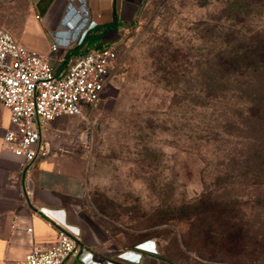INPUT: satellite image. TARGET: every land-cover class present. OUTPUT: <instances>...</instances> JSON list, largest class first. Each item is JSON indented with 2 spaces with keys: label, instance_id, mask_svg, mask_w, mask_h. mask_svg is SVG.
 <instances>
[{
  "label": "rangeland",
  "instance_id": "374dc122",
  "mask_svg": "<svg viewBox=\"0 0 264 264\" xmlns=\"http://www.w3.org/2000/svg\"><path fill=\"white\" fill-rule=\"evenodd\" d=\"M257 33L264 0H150L116 42L90 124L69 122L104 228L172 264H264V150L239 124L248 100L229 65Z\"/></svg>",
  "mask_w": 264,
  "mask_h": 264
},
{
  "label": "crops",
  "instance_id": "0c3cea01",
  "mask_svg": "<svg viewBox=\"0 0 264 264\" xmlns=\"http://www.w3.org/2000/svg\"><path fill=\"white\" fill-rule=\"evenodd\" d=\"M149 1L0 0V28L43 57L57 42L60 47L51 63L60 74L69 62L105 46L98 44L119 42L137 25ZM91 22L97 26L83 38ZM103 29L109 31L99 37ZM77 119L82 120L65 116L49 123L36 161L25 168L24 159L4 142L11 114L0 102V264H24L34 245L51 246L62 229L79 231L82 246L64 264H172L154 252L159 249L152 240H124L88 210L85 160L74 141L79 131L69 126Z\"/></svg>",
  "mask_w": 264,
  "mask_h": 264
},
{
  "label": "built area",
  "instance_id": "2783aa9c",
  "mask_svg": "<svg viewBox=\"0 0 264 264\" xmlns=\"http://www.w3.org/2000/svg\"><path fill=\"white\" fill-rule=\"evenodd\" d=\"M89 26L92 29L97 24L91 22ZM86 33L85 30L83 38ZM59 47L57 42L52 44L49 56L43 57L0 28V102L11 114V128L4 142L12 153L24 159L25 168L36 161L49 123L65 116L89 123L86 114L101 102L120 57L117 44L105 45L69 62L67 70L58 74L51 59ZM20 195L24 197V189ZM27 231L32 233L33 229ZM80 238L79 231L62 229L51 246L34 245L24 264H64L79 254Z\"/></svg>",
  "mask_w": 264,
  "mask_h": 264
},
{
  "label": "trees",
  "instance_id": "16d2710c",
  "mask_svg": "<svg viewBox=\"0 0 264 264\" xmlns=\"http://www.w3.org/2000/svg\"><path fill=\"white\" fill-rule=\"evenodd\" d=\"M108 31L109 29L99 30V37H102ZM229 65L232 75L230 80L233 81L236 87L234 93L239 96L245 95L248 100L247 120L246 122L245 120L239 121V124L246 127L247 131L254 135L250 139L255 142L254 146L259 151H263L264 40H260L259 33H257L255 40L236 42L231 52ZM254 78H257V82L254 81ZM220 79H223V77H220Z\"/></svg>",
  "mask_w": 264,
  "mask_h": 264
}]
</instances>
